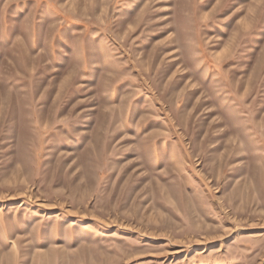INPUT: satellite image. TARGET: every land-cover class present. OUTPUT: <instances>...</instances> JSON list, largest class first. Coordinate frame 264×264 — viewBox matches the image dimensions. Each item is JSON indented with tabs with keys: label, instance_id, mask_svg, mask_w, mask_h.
Instances as JSON below:
<instances>
[{
	"label": "rangeland",
	"instance_id": "obj_1",
	"mask_svg": "<svg viewBox=\"0 0 264 264\" xmlns=\"http://www.w3.org/2000/svg\"><path fill=\"white\" fill-rule=\"evenodd\" d=\"M0 264H264V0H0Z\"/></svg>",
	"mask_w": 264,
	"mask_h": 264
}]
</instances>
